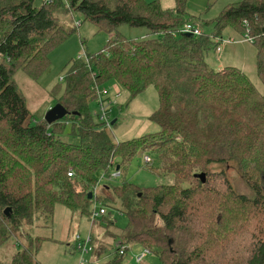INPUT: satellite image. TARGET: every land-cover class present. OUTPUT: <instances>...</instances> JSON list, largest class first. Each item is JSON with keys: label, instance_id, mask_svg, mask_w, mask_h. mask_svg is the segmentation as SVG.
I'll return each mask as SVG.
<instances>
[{"label": "trees", "instance_id": "16d2710c", "mask_svg": "<svg viewBox=\"0 0 264 264\" xmlns=\"http://www.w3.org/2000/svg\"><path fill=\"white\" fill-rule=\"evenodd\" d=\"M175 2L165 9L160 0H45L40 6L0 0V247L14 235L28 238L11 264H40L42 239L29 228L41 218L52 221L58 204L91 215L95 202L128 217L117 235L126 252L108 264H124L134 245L150 249L162 264H264V93L242 69L215 70L205 58L227 27L244 35L249 30L264 84V0L228 4L213 20L215 31L202 35L183 31L189 21L202 25L184 19L187 0ZM73 12L111 34L129 24L147 27L151 36L116 33L103 50L75 59L65 85L51 90L70 113L49 124L29 109L14 75H43L51 52L77 28L60 24ZM111 80L131 98L157 89L159 107L150 119L158 132L117 141L96 119L90 110L98 102L95 85ZM138 152L156 153L157 172L173 183H105L95 191L99 171L122 168ZM229 161L252 196L237 193L225 171L206 173L205 183L195 177L211 163Z\"/></svg>", "mask_w": 264, "mask_h": 264}, {"label": "rangeland", "instance_id": "374dc122", "mask_svg": "<svg viewBox=\"0 0 264 264\" xmlns=\"http://www.w3.org/2000/svg\"><path fill=\"white\" fill-rule=\"evenodd\" d=\"M44 1L35 0V5L40 6ZM240 1L242 0H187V15L184 19L197 20L201 23L204 33L212 34L215 31L214 18L228 4ZM76 20H81V25L75 29L70 38L51 52V66L40 78L35 80L23 70L15 72L14 81L26 96L27 106L37 119L44 118L48 110L57 103V97L51 95V90L57 83L65 85L66 73L71 63L79 56L86 59L88 53L93 55L103 50L110 37L116 33L132 39L151 36L147 27H134L129 24L119 26L112 34L108 33L106 30H100L93 22L84 20V16L79 12L61 16L60 24L70 28ZM222 38L223 41L220 43L222 53L216 51L217 41H214L212 49L205 52L209 66L215 70L228 66L238 67L249 76L258 90L264 93V84L259 77L257 68L258 47L244 34L232 27H227L223 31ZM101 87H105L108 93L113 96L117 90L121 92L118 103L113 107L111 117L112 122L116 119L117 123L112 127H107L115 140L137 138L160 130V125L150 119L153 112L159 107V95L154 86H149L134 98H131L130 93L114 80L108 81L105 86ZM97 109V101L91 102L90 110L94 112ZM68 137L72 139L71 136ZM146 155L151 156L152 163L145 161ZM159 166L160 160L156 153L138 152L128 165L120 168L122 172L120 176L110 177L117 169L116 164L109 172L99 171L97 177L100 186L97 191L101 192L105 183L118 186L125 182H131L140 188H153L161 183H173L172 177H166L157 172ZM220 171L226 172L237 193L253 195V190L240 174L234 161L211 163L204 172L217 173ZM56 207L65 210L67 208L62 204H58ZM95 207L99 208L100 204L95 202L91 206V211ZM106 208L107 213L95 219V223L92 222L91 215H81L72 211L67 229L69 235L67 233L66 238L61 232L59 212L54 214L53 220L50 222L44 218L38 219V224L29 228L34 237L39 236L42 239L41 247L36 253L37 261L40 264H108L118 254L117 245L120 240L117 235L128 225V217L114 206H106ZM77 234H80L82 238L91 234L94 238L92 242L94 249L91 253L84 255V261L80 250L77 249ZM20 241L28 244L27 237L14 235L0 247V264H11L13 255L20 248ZM140 248L137 245L135 248L131 247L123 257L124 264H162L160 258L154 253L148 254L142 262H137L135 254Z\"/></svg>", "mask_w": 264, "mask_h": 264}, {"label": "built area", "instance_id": "2783aa9c", "mask_svg": "<svg viewBox=\"0 0 264 264\" xmlns=\"http://www.w3.org/2000/svg\"><path fill=\"white\" fill-rule=\"evenodd\" d=\"M46 2H52V0H46ZM82 21L81 20H76L75 22V26L79 27L81 25ZM245 24L248 25V22L245 21ZM183 31L186 33H191L193 35H202L204 33V31L202 30L200 24H196L193 23L191 21L186 22L183 28ZM248 31L246 32L245 36L252 42L253 40L248 36ZM216 51L219 53H222V46H221V41H223V38L221 37H216ZM1 57V56H0ZM81 57V56H79ZM61 79H63V77H61ZM95 88L98 92V109L95 110L93 112L94 116L96 117V119L99 122H102L105 127H112L113 126V122H112V111H113V107L118 103V98L121 95L120 91H116L115 95H110L108 93V90L105 87H101L98 85H95ZM145 161L147 163H152V158L149 155L145 156ZM70 176H73V172H69L68 173ZM121 175V170L116 169L114 171V173H112V176L110 175V177H117ZM100 186L99 182L98 184L95 186V191H97V188ZM96 204H100V207L97 208L95 207L91 213V219L92 222H95V219H97L99 216L104 215L107 213V208L106 206H104L101 203H96ZM76 241H77V249L80 250L81 254H82V259L83 261L84 259V255L91 253L93 251V237L91 234H88L85 238H82L80 235H77L76 237ZM118 251L119 253L122 255L126 252L127 249V245L124 244L123 242L119 241L118 242ZM151 253V250L148 248H143L140 252L136 253L135 258L137 262H142L146 256L148 254Z\"/></svg>", "mask_w": 264, "mask_h": 264}, {"label": "water", "instance_id": "95a60500", "mask_svg": "<svg viewBox=\"0 0 264 264\" xmlns=\"http://www.w3.org/2000/svg\"><path fill=\"white\" fill-rule=\"evenodd\" d=\"M187 35H191V33H187ZM70 111L62 104V103H56L54 106H52L48 112L45 115V119L49 124H52L55 121H58L60 119H63L66 115H68ZM116 120H113V124ZM120 168V165H117V169ZM195 177L199 178L203 183L207 180L206 172H197L195 173ZM93 197V192H89V198L91 199ZM12 209L10 207H7L4 210V213L7 216L11 215Z\"/></svg>", "mask_w": 264, "mask_h": 264}, {"label": "crops", "instance_id": "0c3cea01", "mask_svg": "<svg viewBox=\"0 0 264 264\" xmlns=\"http://www.w3.org/2000/svg\"><path fill=\"white\" fill-rule=\"evenodd\" d=\"M148 1H151V0H148ZM163 8L165 9H169V8H174L175 5H176V2L175 0H160ZM197 22V21H196ZM202 28V27H201ZM221 70V69H220ZM116 120V119H115ZM117 121V120H116ZM59 207V206H58ZM56 207L55 209V215H56V212L60 213V228H61V232L64 234V238H66L67 236V233L69 235V231L67 230L68 229V226H69V219H70V214L72 211H70L69 208H66V210L64 208H58ZM95 223V222H94ZM77 235H80V234H77ZM81 236V235H80ZM77 237V236H76ZM93 237V236H92ZM94 239V238H93ZM138 246V245H137ZM136 246L134 245L133 248H135ZM142 250V248H140V250L138 252H140ZM137 252V251H136Z\"/></svg>", "mask_w": 264, "mask_h": 264}]
</instances>
